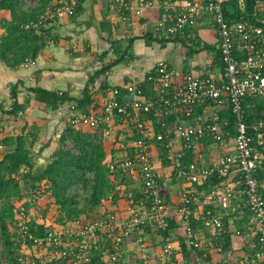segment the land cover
I'll return each mask as SVG.
<instances>
[{
	"label": "built area",
	"instance_id": "2783aa9c",
	"mask_svg": "<svg viewBox=\"0 0 264 264\" xmlns=\"http://www.w3.org/2000/svg\"><path fill=\"white\" fill-rule=\"evenodd\" d=\"M109 1L123 12V18L126 19L125 13L130 10L128 0ZM184 1L175 16V23L168 25L163 20L157 31L166 35L185 34L192 20L201 13L204 4L218 29L223 76L217 80L189 74L182 82L177 83L175 70L167 63L160 62L154 74L148 77V81L157 87V96L151 101L141 100L137 86L128 85L125 91L130 97L129 100H121L122 90L115 88L101 111L74 113L69 120V126L78 131H92L104 141L113 136L116 139L120 137L118 120L134 126L141 138L130 144L119 141V154L108 163V170L114 179L117 174L137 177L143 186L144 196L136 198L132 192L125 194L126 216L109 213L92 218L81 217L65 220L54 228L45 224L44 231L38 226H32L34 220L30 215L27 218L19 217L11 227L17 244V264H96L99 261L100 264H125L123 245L126 240H132L140 253L139 264H165L147 251L143 229L148 225H152L162 234L169 232L168 236L161 238L162 252L164 259L174 264L172 259L176 255V249L170 234L171 220L167 216V201L160 191L152 145L149 143L154 130L149 129L139 118L141 114L151 113L161 119L163 131L160 134L154 133L153 138L156 143H166L168 162L176 169V178L197 184L200 179L208 180L211 176H217L221 184L209 191L205 197L206 202L220 211L233 213L237 212L238 204H242L253 216L258 235L257 250L249 257L228 264H264V196L257 181V172L264 162V155L254 146V135L261 136L264 132V112L249 124L245 109L247 100L261 101L264 106V29L246 21L231 25L224 14L227 0ZM138 2L141 8L153 6L148 0ZM77 4L78 0L57 1L36 23L28 24L25 28H41L73 18ZM35 65L36 60L31 57L22 64L24 67ZM205 103H212L216 107H229L237 132L235 138L225 130L228 123H220L218 117L214 118L213 123L200 126L168 124V118L173 111L181 110L186 119H191L194 109ZM10 128L11 125L0 122V135L9 132ZM66 131L67 128L62 134L66 135ZM174 139L182 142L181 151L174 149ZM208 139L223 148L230 139H234V150L222 156L209 172L197 174L196 170H186L183 163L184 151H195L199 144ZM5 150L0 145V157L4 156ZM48 190L49 186L43 183L36 196H33V207L44 195L50 196ZM112 197L108 199L110 202ZM192 204V194L183 189L181 205L176 214L184 226L189 247L198 251L202 250L203 239L201 231L192 225L195 219ZM203 227L204 230L218 231L214 250L223 253L225 223L220 213L207 209L204 212ZM236 235L241 236V232L237 231Z\"/></svg>",
	"mask_w": 264,
	"mask_h": 264
},
{
	"label": "crops",
	"instance_id": "0c3cea01",
	"mask_svg": "<svg viewBox=\"0 0 264 264\" xmlns=\"http://www.w3.org/2000/svg\"><path fill=\"white\" fill-rule=\"evenodd\" d=\"M148 1H151L153 6L141 8L138 0H128L130 10L125 13L127 17L124 19L123 12L115 8L109 0H84L81 6L82 10L75 17L47 26L46 45L35 59V66L24 67L21 64L20 67L11 68L5 63H1L0 122L11 125L12 128L9 132L0 135V142L5 137L23 136L31 151V156L41 158L49 163L52 161L54 153L61 147L64 150L72 149L69 142L61 146L60 139L65 135L62 134V131L69 126L72 115L82 112L78 105L83 98L85 89L90 91L94 102L89 108V112L95 113L102 110L104 104L112 97L111 92L115 88L122 90L121 100L130 99L125 91L128 85L137 86L141 100L148 102L154 99L157 96V87L148 81V77L154 74L160 62L167 63L175 70L177 83L182 82L189 74L220 79L223 76L224 67L222 61L220 62L218 29L211 15L207 13L206 6L199 2L202 4L201 13L192 20L185 34L166 35L157 31L159 23L164 20L168 25H173L178 9L184 5L185 1ZM33 7L35 6L29 7L27 4L26 8ZM257 11L258 21L264 24V0L258 4ZM6 20H10V14L8 12L0 13V25L4 24ZM3 34L4 31L0 28V36ZM113 41H118L121 54L127 53V57L95 83L91 82V79L104 64L117 59ZM164 41L167 42L164 43ZM15 88L18 92V103L23 107V111L17 118L4 113L11 110L14 103L11 93ZM33 89H42L66 96L69 100L56 109H52L36 99L32 92ZM229 112L230 109L227 105L216 107L212 103H205L194 109L191 119H186L181 110L173 111L169 118L176 120L171 125L168 118V124L170 126H176L179 123L200 126L213 123L215 117H218L220 123L225 124L228 123L225 115ZM118 123L120 137L116 139L113 136L104 142L108 162H111L119 154V141H126L130 144L141 138L130 123H124L121 120H118ZM145 123L149 129L154 130L150 135L149 143L152 145V156L160 191L167 201V214L170 220L174 221L170 232L176 249V255L172 259L173 263L228 264L249 257L258 247L255 220L250 212L244 209L242 204H238L237 212L233 213L220 211L207 203L205 197L212 188L209 190L200 188L209 182L212 176L208 180L200 179L197 184L190 183L186 179L178 180L176 178L177 171L170 162L166 166L162 164L156 140L153 138L157 128L155 122L148 118ZM159 123L161 125V122ZM82 132L93 134L92 131ZM173 143L176 151L183 149L180 140L174 139ZM234 147V139H230L224 148L212 140H205L198 145L195 151H191L194 157L192 161L195 163L191 162L193 164L188 165L194 171L193 165H195L197 174L209 172L222 156L233 152ZM14 150L13 147L6 148L5 152ZM189 151H184V166L186 153ZM2 159L3 156L0 157V160ZM115 179L111 177L113 183H116ZM126 179V184L123 183L117 187L121 197L117 204L114 205L113 202L107 200L92 217L109 213L126 216L124 212L125 194L132 192L136 198L144 196L143 186L137 177H127ZM183 189H187L192 194L195 218L192 225L196 230L201 231L203 239L202 250H190L187 256L183 254L181 246V239L186 237L185 229L176 214L177 208L181 205ZM48 198L49 195H44L40 201H45ZM207 209L217 211L223 217L225 223V237L222 241L225 246L223 253H217L214 250L215 236L218 231L203 229V217ZM42 213L43 208L38 203L35 207L31 206L30 217L34 222L52 226L56 213H53L46 223L40 218ZM143 230L147 240V251L155 255L160 262L171 264L163 256L161 232L152 225L144 227ZM237 231L241 232V236L236 235ZM226 242L227 244H225ZM123 250L125 264H139L140 253L136 250L132 240L125 241Z\"/></svg>",
	"mask_w": 264,
	"mask_h": 264
},
{
	"label": "trees",
	"instance_id": "16d2710c",
	"mask_svg": "<svg viewBox=\"0 0 264 264\" xmlns=\"http://www.w3.org/2000/svg\"><path fill=\"white\" fill-rule=\"evenodd\" d=\"M57 1L60 0H36L35 7L26 8V0H0V13L8 12L10 14V20H6L4 24L0 25V28L4 31V34L0 36V64L5 63L11 68H17L27 58H37L46 45L45 36L48 33L46 28L50 24L29 30L25 26L36 23L40 16L52 8ZM83 1L78 0L75 7V16L82 10ZM260 1L227 0L224 4L226 20L231 25L246 21L255 27L264 29V24L258 21L257 9ZM166 42L164 41V43ZM117 43L118 41H113L117 59L104 64L91 79V82L95 83L101 76L106 75L113 67L125 60L127 53L121 54ZM32 92L38 101L45 103L52 109H56L69 100L66 96L42 89H33ZM11 96L14 101L11 110L3 112L5 115L8 114L10 117L17 118L19 113L23 111V107L18 103L16 88L12 90ZM93 104L90 91L85 89L78 107L82 112L88 113ZM245 109L249 124L257 120L264 112L263 103L258 100H247ZM148 118L155 122L156 134H160L163 131L159 123L161 119L154 113L141 115V121L144 123ZM225 118L228 122L225 130L229 131L231 136L235 138L237 132L231 111L225 115ZM175 120V118H169V123L172 125ZM254 138V146L259 153L264 155V132L261 136L255 134ZM67 142L72 145V149L64 150L61 147L54 153L52 161L46 167L41 168H36V164L33 163L31 151L23 136L5 137L0 142V145L5 148H15L13 152H5L3 159L0 160V245L2 244L4 248L3 255L7 264H17V244L13 239L11 227L19 217L24 216L27 218L30 215L33 196H36L43 183L49 186L50 196L45 201H40L41 198L38 200V204L43 208L40 218L46 223L52 217V214L56 213L53 217L55 221L52 227L57 224L60 225L65 220L92 217L110 196H113L112 202L114 205L121 198L117 187L125 183L127 177L117 174L116 183L112 182L108 170V157L104 147L105 141L99 139L95 134L84 133L68 126L66 135L60 139V144L62 146ZM165 145L166 143H157L164 166L168 164ZM193 159L192 152H187L184 166L186 170L192 169L189 165L195 163L192 161ZM193 166L196 170V166ZM257 181L264 196V162L257 172ZM220 184L221 180L217 176H212L209 182L205 183L200 189L209 190ZM22 209H24L23 213ZM168 218L170 219L169 216ZM173 225L174 221H171L170 230H172ZM32 226H38L41 231L45 230L44 225L37 222H33ZM147 229L149 230V228ZM168 235L169 232L162 234L163 237ZM181 246L185 256L192 250L186 237L181 239ZM96 264H100V261Z\"/></svg>",
	"mask_w": 264,
	"mask_h": 264
},
{
	"label": "rangeland",
	"instance_id": "374dc122",
	"mask_svg": "<svg viewBox=\"0 0 264 264\" xmlns=\"http://www.w3.org/2000/svg\"><path fill=\"white\" fill-rule=\"evenodd\" d=\"M27 4L29 7L35 6L36 0H26ZM3 246L2 244L0 245V264H7V261L3 255Z\"/></svg>",
	"mask_w": 264,
	"mask_h": 264
},
{
	"label": "water",
	"instance_id": "95a60500",
	"mask_svg": "<svg viewBox=\"0 0 264 264\" xmlns=\"http://www.w3.org/2000/svg\"><path fill=\"white\" fill-rule=\"evenodd\" d=\"M33 163L36 164V168L46 167L49 163L41 158H33Z\"/></svg>",
	"mask_w": 264,
	"mask_h": 264
}]
</instances>
